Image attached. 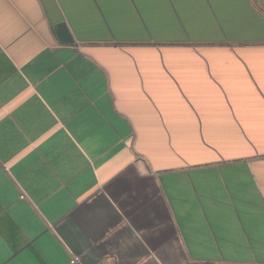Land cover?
I'll return each instance as SVG.
<instances>
[{
  "label": "crops",
  "instance_id": "0c3cea01",
  "mask_svg": "<svg viewBox=\"0 0 264 264\" xmlns=\"http://www.w3.org/2000/svg\"><path fill=\"white\" fill-rule=\"evenodd\" d=\"M74 257L264 264V0H0V264Z\"/></svg>",
  "mask_w": 264,
  "mask_h": 264
},
{
  "label": "rangeland",
  "instance_id": "374dc122",
  "mask_svg": "<svg viewBox=\"0 0 264 264\" xmlns=\"http://www.w3.org/2000/svg\"><path fill=\"white\" fill-rule=\"evenodd\" d=\"M159 22L161 24L162 27H165L167 28L168 26L171 25V22L169 20V18L164 14V11L163 9H159ZM178 16V25L180 24V27H179V32H176V33H173V34H170L169 35V39H171L172 41H192L193 37H191V35L189 34L188 32V29L187 27L185 26V23L184 21L180 18V16L177 14ZM147 21H148V18L146 17ZM150 38L152 37L151 35L149 36ZM192 43V42H190Z\"/></svg>",
  "mask_w": 264,
  "mask_h": 264
},
{
  "label": "water",
  "instance_id": "95a60500",
  "mask_svg": "<svg viewBox=\"0 0 264 264\" xmlns=\"http://www.w3.org/2000/svg\"><path fill=\"white\" fill-rule=\"evenodd\" d=\"M54 32L58 40L65 44H74L75 38L72 35L68 25L61 23L54 28Z\"/></svg>",
  "mask_w": 264,
  "mask_h": 264
},
{
  "label": "built area",
  "instance_id": "2783aa9c",
  "mask_svg": "<svg viewBox=\"0 0 264 264\" xmlns=\"http://www.w3.org/2000/svg\"><path fill=\"white\" fill-rule=\"evenodd\" d=\"M23 198V197H22ZM80 263V258L79 257H74L72 260H71V264H78Z\"/></svg>",
  "mask_w": 264,
  "mask_h": 264
}]
</instances>
